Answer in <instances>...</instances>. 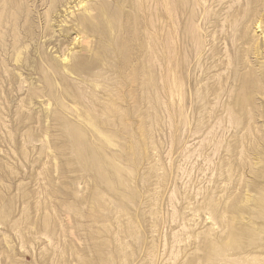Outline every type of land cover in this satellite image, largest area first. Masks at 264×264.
Here are the masks:
<instances>
[{"label": "rangeland", "instance_id": "rangeland-1", "mask_svg": "<svg viewBox=\"0 0 264 264\" xmlns=\"http://www.w3.org/2000/svg\"><path fill=\"white\" fill-rule=\"evenodd\" d=\"M0 264H264V0H0Z\"/></svg>", "mask_w": 264, "mask_h": 264}]
</instances>
